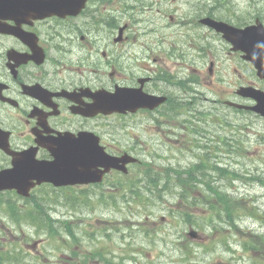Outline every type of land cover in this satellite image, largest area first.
I'll return each instance as SVG.
<instances>
[{"label": "rangeland", "instance_id": "obj_1", "mask_svg": "<svg viewBox=\"0 0 264 264\" xmlns=\"http://www.w3.org/2000/svg\"><path fill=\"white\" fill-rule=\"evenodd\" d=\"M129 5L123 15L122 1L92 0L80 18L89 27L92 16L99 21L112 17L114 26L105 28L111 41L117 26L128 24L126 38L113 42L115 52L127 56L112 60V66L100 55L106 49L100 38L98 56L92 57L98 63L87 68L94 49L88 53L85 40L80 41V25L64 20L80 29L79 36L70 33L69 41L85 52H77L80 64L76 54L68 55L59 77L85 78L98 67L111 83L113 70L128 79L142 64L166 73L194 72L201 80L198 89L188 82L174 89L185 100L169 113L174 124L177 120L176 136L168 126L161 133L154 122H139L137 114L108 116L117 152L129 145L127 150L137 149L133 156L140 155L126 173L111 171L100 185H42L34 199L0 192V264H110L117 259L127 264H264V116L225 104H250L234 94L235 88L264 84L242 52L230 51L220 32L198 22L210 18L240 28L258 18L264 25V0H131ZM106 124L100 121L99 127ZM155 141H162V150ZM145 147L149 154L143 155ZM200 157L207 158V174L194 166ZM130 183L136 187L130 189Z\"/></svg>", "mask_w": 264, "mask_h": 264}, {"label": "flooded vegetation", "instance_id": "obj_2", "mask_svg": "<svg viewBox=\"0 0 264 264\" xmlns=\"http://www.w3.org/2000/svg\"><path fill=\"white\" fill-rule=\"evenodd\" d=\"M91 1L86 0L84 8L78 14L66 15L63 18L37 17L30 6H17L14 9L9 0L0 4V13L13 14L10 15L13 19L0 18V25L4 24L3 22L6 24L5 27L0 26V145L6 141L8 147L14 151L35 148V157L46 159L50 158L49 152L41 146L48 142L46 139L56 138L59 132H69L76 137L85 131L97 135L108 145L109 150L115 153L116 149L111 143L113 129L108 125L109 120L106 117L108 114L123 115L128 111L111 114L99 112L98 90L104 89L102 92L109 96L112 90L125 89L128 91L126 102L138 103L143 98V93L161 88V70L159 67L148 70L146 64L138 65L139 70L131 72L128 79L126 76L121 78L124 72L113 70L115 76L111 83L100 75L98 67L90 68L85 78L59 77V69L66 64L64 60L70 57L68 55L76 54L75 63L80 64L77 52H85L78 48V43L74 45L69 41L70 33L74 32L79 36L80 29L73 28L64 20H72L80 25V41L85 40L88 53L91 48L94 49L85 64L87 68L91 63H98V58L92 57L98 56L100 38L105 39L106 43V49L101 50L100 55L108 58L111 66L112 60L127 56L119 51L116 53V45L113 43L126 38L129 33L127 23L122 30L121 26H117V35H113V41L108 40L105 33L106 27H113L115 24L112 17L99 21L92 16L89 27L86 23H81L80 18L90 10ZM113 1L109 0V3ZM117 1L124 3L120 11L122 14L130 10L131 0ZM110 8L111 6L108 7ZM17 24L25 35L17 29L14 32L6 30H13L12 26L17 28ZM94 31L102 34L99 33L93 38ZM90 36L91 38H88ZM52 40L58 41L55 43ZM122 46L130 47L128 43ZM75 71L80 73V68ZM138 73L140 75H135ZM168 87L171 88V85ZM137 109L140 110V106L135 108L136 111ZM100 121L107 123V126L100 128ZM18 129L19 134L13 132ZM0 151L3 152L1 148ZM3 154L0 158V169L8 166L10 162V157L4 152Z\"/></svg>", "mask_w": 264, "mask_h": 264}, {"label": "water", "instance_id": "obj_3", "mask_svg": "<svg viewBox=\"0 0 264 264\" xmlns=\"http://www.w3.org/2000/svg\"><path fill=\"white\" fill-rule=\"evenodd\" d=\"M202 22L208 24L209 26L215 28L217 31L223 32V37L227 40L234 43L233 49H242L245 52L244 57L249 59L253 65L257 69V73L260 77L264 78V32L259 26H248L244 29H235L232 28L224 23L213 21L210 19H203ZM254 46H257L254 48ZM258 48L260 50H258ZM246 90H242L239 94L248 95L256 100V104L250 106L252 110L259 112L260 114L264 115V92L252 88H242ZM251 89V90H248ZM121 93L120 98H126V94ZM110 103H118L117 101H109ZM108 103V101H107ZM153 105V103H149ZM104 105V103H103ZM237 106V105H236ZM123 107V105H122ZM112 108V107H111ZM115 110H122L117 108ZM102 111V109H101ZM108 111V110H107ZM76 142V140L72 141ZM99 157H103L100 149L97 152ZM84 155L83 152H73L69 150V147L63 149L62 151L57 154L55 160L52 163L47 164H37L35 167L37 172H42L45 175L43 180H50L54 183L65 184V183H72V182H88V181H95L99 179L100 174L98 176L94 171L91 170L90 165L84 163ZM80 158V159H78ZM61 159L66 161L65 169H63V165L61 163ZM90 159V158H89ZM78 160L82 162V166L78 164ZM106 163L101 162V165L104 167V170L107 169L108 166H115V163L118 159H107ZM20 167L17 169H5L0 171V189L3 188H11L15 185L20 190H27L28 185L30 184L29 174L31 170L28 168V162H18ZM102 171H100L101 173ZM66 176L67 180H60L62 177ZM56 180H58L56 182Z\"/></svg>", "mask_w": 264, "mask_h": 264}, {"label": "trees", "instance_id": "obj_4", "mask_svg": "<svg viewBox=\"0 0 264 264\" xmlns=\"http://www.w3.org/2000/svg\"><path fill=\"white\" fill-rule=\"evenodd\" d=\"M35 221L39 222V219L38 220L35 219ZM110 264H121V262H120V260H117L116 263L115 262H111Z\"/></svg>", "mask_w": 264, "mask_h": 264}]
</instances>
